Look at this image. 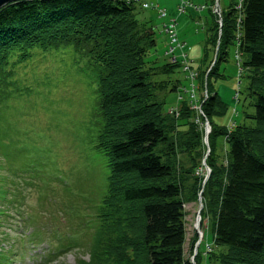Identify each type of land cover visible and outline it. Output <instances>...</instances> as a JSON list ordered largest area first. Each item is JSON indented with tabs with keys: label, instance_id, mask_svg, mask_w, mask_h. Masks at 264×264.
Instances as JSON below:
<instances>
[{
	"label": "trees",
	"instance_id": "obj_1",
	"mask_svg": "<svg viewBox=\"0 0 264 264\" xmlns=\"http://www.w3.org/2000/svg\"><path fill=\"white\" fill-rule=\"evenodd\" d=\"M232 5L221 13L220 33L210 13V40L218 47L207 80L239 32L242 65L253 74L247 76V103L241 108H252L251 114L244 113L252 124L223 129L212 120L223 111L216 110L217 93L212 90L202 101L200 116L210 126L207 147L212 151L211 138L222 135L228 148L226 163L217 161L214 153L205 158L210 174L205 183L201 175L193 178L192 195L200 193L199 228L210 211L212 242L226 250L210 252L216 257L213 264H264V0H243L238 26ZM133 10L134 4L121 0H20L0 8V102L7 96L12 67L34 49L70 46L83 56L93 71L101 116L95 146L107 157L109 175L94 231L97 238L90 260L82 263L192 264L184 254V183L189 170L177 172L163 158L164 152L174 153V145L160 117L151 73L141 67L146 47L155 46L154 32L134 17ZM196 240L197 233L191 240L192 253ZM203 240L204 231L196 264Z\"/></svg>",
	"mask_w": 264,
	"mask_h": 264
},
{
	"label": "rangeland",
	"instance_id": "obj_2",
	"mask_svg": "<svg viewBox=\"0 0 264 264\" xmlns=\"http://www.w3.org/2000/svg\"><path fill=\"white\" fill-rule=\"evenodd\" d=\"M184 1L205 4L206 9L187 8L180 13V0H136L132 4L134 17L154 32L155 46L146 47L141 67L151 73L160 117L166 121L169 141L174 145V153L164 152L163 158L177 172L189 170L184 183V254L191 257V240L201 203L200 193L192 195L193 178L201 175L205 183L210 174L205 158L214 153L217 161L226 163L223 157L228 148L222 135L211 138L212 151L205 145L201 103L214 90L220 99L216 110H223L212 117L217 125L227 130L235 123L251 125L244 113L251 114L252 108L242 110L241 104L247 103L244 89L247 76L253 74L243 68L245 57L238 48L237 32L226 49L225 60L219 59L210 82L207 80L218 47H212L210 40L211 1ZM233 1L219 0L223 13ZM142 3H147L148 8ZM161 10L165 15L159 13ZM171 19L175 21V41L164 33L168 23H173ZM176 44L183 48L175 49ZM183 56L190 64L182 63ZM12 69L7 96L0 102V264H22L20 231L33 246H40L31 248L26 242L27 264L87 263L97 238L94 231L99 225L97 217L109 175L107 157L94 140L101 116L93 71L70 46L34 49L30 57ZM203 69L205 74L199 75ZM164 147L160 145L159 149L163 151ZM205 217L197 264H213L216 257L210 254L212 250L226 251L212 242L213 226L208 223L211 212ZM210 255L212 261L207 259Z\"/></svg>",
	"mask_w": 264,
	"mask_h": 264
},
{
	"label": "built area",
	"instance_id": "obj_3",
	"mask_svg": "<svg viewBox=\"0 0 264 264\" xmlns=\"http://www.w3.org/2000/svg\"><path fill=\"white\" fill-rule=\"evenodd\" d=\"M121 1L126 2V3H132L133 1H136V0H121ZM242 2H243V0H234L232 2L233 3L232 7L235 10L236 14L237 13L241 14V12H242ZM142 4H143L144 7L148 8V4L147 3H142ZM187 8H190V9H193V10H196V11H202V10L206 9V5L205 4H195V3H192V2H189V1L180 0L179 5H178V11L180 13H182ZM208 10L215 17V21L218 24L219 33H220V27L222 25V17H221L222 10H221V8L219 6V0H213L212 4L209 5ZM159 13L161 15H165L164 10L159 11ZM236 18H237L236 19V23H237V26H238V24H240L242 15L240 16V18H238V17H236ZM172 22L173 23H170V22L168 23L167 28L164 29V33H166L170 37L171 41H175V40H177L175 29H174L175 28L174 27L175 21L172 20ZM171 45H172V47L170 48V51H173L174 50V48H173L174 47L173 46L174 43H171ZM175 46H176L175 49L176 48H179V49L183 48L182 44H176ZM185 56H187V55H185ZM185 56H183L182 63L183 64H190L188 58H185ZM186 68H188L187 65H186Z\"/></svg>",
	"mask_w": 264,
	"mask_h": 264
},
{
	"label": "water",
	"instance_id": "obj_4",
	"mask_svg": "<svg viewBox=\"0 0 264 264\" xmlns=\"http://www.w3.org/2000/svg\"><path fill=\"white\" fill-rule=\"evenodd\" d=\"M17 1H20V0H0V8H2L3 6H5L7 4L14 3V2H17ZM216 50H217V48H216ZM215 58H216V53H215ZM215 58H214V60H215ZM214 60H213V62H214ZM200 113H201V111H200ZM204 121H205L204 122V125L206 127L205 130H204V143L207 146V134H208V131H210V126H209L207 120L204 119ZM201 208H202V204L200 203L199 208H198V211H197V214L198 215L196 217V224H195L196 233H197V240H196V242L194 244V250H193V253H192L191 257H190V261L192 262V264H195L193 259H194V256L196 254V248L199 245L200 240L202 238V234L199 231V221H200L199 213H200Z\"/></svg>",
	"mask_w": 264,
	"mask_h": 264
},
{
	"label": "bare ground",
	"instance_id": "obj_5",
	"mask_svg": "<svg viewBox=\"0 0 264 264\" xmlns=\"http://www.w3.org/2000/svg\"><path fill=\"white\" fill-rule=\"evenodd\" d=\"M209 132H210V131H208V134H209ZM208 134H207V136H208ZM199 231H200V232H201V234H202V231L200 230V228H199ZM202 236H203V234H202Z\"/></svg>",
	"mask_w": 264,
	"mask_h": 264
}]
</instances>
